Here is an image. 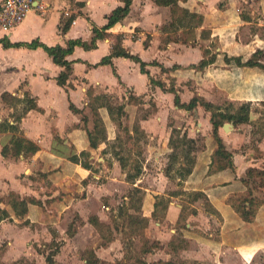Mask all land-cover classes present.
Instances as JSON below:
<instances>
[{
  "label": "rangeland",
  "instance_id": "1",
  "mask_svg": "<svg viewBox=\"0 0 264 264\" xmlns=\"http://www.w3.org/2000/svg\"><path fill=\"white\" fill-rule=\"evenodd\" d=\"M182 1L185 8L180 7L182 3L177 2L172 9L177 22H182L183 26L177 27L176 33L171 36L183 41L182 44L187 50L181 55L188 56L191 62L196 63L201 57L207 62L210 60L212 62L204 66L203 72L196 71V68L190 71L188 78L176 79L175 86L172 84L169 86L175 94V97L173 94L169 97L170 101L156 96L152 87L145 96H131L129 101L127 100L131 103L127 111L124 103L126 101L122 98L125 94L126 97L129 95L127 91H123L125 94L114 92L108 103L109 108H112V114L110 113L112 122L99 124L105 132L115 135L114 139L108 141L114 157L98 151L92 153V150L90 152L92 167L89 175L84 178V183L90 184L92 188L95 186V189L105 184L106 179L112 178L110 184L113 185H109L111 189L102 191L100 198L92 197L89 200L87 198L86 201L80 202V205L77 203L65 209L62 213L65 220H60L59 225L34 223L27 231H23L20 221L24 214H20L21 218L13 215L12 219L4 220L6 226H0V264H49L46 261L47 256L52 258L54 264H85V259L91 258L92 255L98 258V264H140L141 261L150 264H264V250L261 247H235L232 244L233 241L243 239L242 236L245 234L254 237L259 233L253 224L256 222L257 213H264V187L258 176L251 175L254 172H249L251 176L248 175L250 169L246 172L245 178L248 183L245 195H234L216 203L213 198H206L203 194L197 192L186 194L185 191H181L183 183L176 186L166 183L162 186L155 179L154 170L143 169L148 146L154 142L146 137L139 123L140 118L156 115L158 111L159 114H165L164 117H168L167 127L162 128L161 132L178 127L176 130L179 133L188 131L190 135H194L197 146L193 156H196V150H200L202 143L201 136L196 134L199 121L206 119L212 126L211 112L202 105L207 103L222 114H236L239 109L243 113L247 110L252 119L250 122L234 123L224 119L218 130L240 133L242 136L239 140L230 136V146L246 152L248 157L253 156L256 165L251 169L264 172V100L245 99L253 92L249 91L250 82L257 85L264 82V74L261 73V71L264 73V69L256 65L257 63L264 65V0ZM75 3L71 0V4ZM229 5L230 19L220 14L222 9ZM188 13L194 15L189 16ZM200 25L204 27L198 28ZM240 53L241 57L234 55ZM198 55L200 57H197ZM236 59H239L240 65L236 64ZM244 66L246 68L240 75L230 71L232 68ZM247 67H257V70H260L259 74H262L261 78L259 75L251 78L253 73L247 71ZM162 79V76L156 77V81L161 82ZM164 79L167 81L165 77ZM250 79L251 81L247 82ZM176 96L180 105L175 103ZM261 97L264 98L263 91ZM192 98L197 101L196 106L185 108L183 105L189 104ZM3 104L0 106V115L6 117L9 113L7 101ZM120 106L123 107L121 112L118 111ZM91 117L92 120L101 118L98 113ZM216 120H220V116H217ZM224 124H227L225 128ZM15 135L22 136L20 132H16ZM174 135L177 136L176 133ZM59 141L62 140L59 138ZM214 142L216 144L215 139ZM50 145L53 150L59 152V156H66L64 150L56 149L55 143ZM180 149L173 162L175 166L179 163L183 168H187L192 163L190 162L193 159L192 152L184 154ZM34 156L30 155L32 163L38 161ZM120 156L123 160L119 159ZM98 157L108 159L110 167L116 162L117 173L122 169L124 172L128 171L129 175L135 174L136 166L140 165L141 169L136 176L140 180L136 179L133 184L122 182V175L117 173L113 175L112 168L107 172L104 163L100 164L102 160L97 159ZM158 165L159 163L154 168L157 169ZM29 166L33 167L34 171L40 168V164L36 163ZM162 167L160 164L158 168ZM40 177L42 176L38 173V178ZM10 180L12 178L6 179L7 182ZM76 180L74 183L70 179L64 183L65 185L57 187L52 182L47 183L43 178L45 185L42 190L37 189L40 182H32V187L37 189L39 195L55 187L53 190L56 195L52 200L58 201L69 196L73 199L72 203H76L81 200L78 197L89 187L82 186L80 179ZM246 180L243 179V182ZM78 182L80 190L76 188ZM145 188L153 190V193L158 192L157 198H150ZM95 189H89L92 190L89 193L93 196ZM132 193L134 195L130 199ZM2 195L0 210L8 203L14 210L20 212L19 202L25 204L26 201L27 204L30 199L13 191L4 192ZM43 200L49 201L48 198ZM220 204H230L235 215L241 218L237 227L222 231L225 212L220 209ZM244 211H250L252 217L250 216L249 220L244 219ZM48 213L56 217L55 211ZM89 216L91 221L98 224L96 226L103 238L100 239L97 230L93 228L89 232L80 233L78 237L74 234L78 225L83 223L84 218L89 219ZM48 218L46 214V221ZM69 224L70 228L67 227ZM230 225L231 223H228L229 227ZM13 234L19 237L17 246L12 249L9 242L14 239Z\"/></svg>",
  "mask_w": 264,
  "mask_h": 264
},
{
  "label": "crops",
  "instance_id": "2",
  "mask_svg": "<svg viewBox=\"0 0 264 264\" xmlns=\"http://www.w3.org/2000/svg\"><path fill=\"white\" fill-rule=\"evenodd\" d=\"M177 2L182 3L180 7L185 8L182 0ZM122 5V0H84L83 7L71 4V0H37V6L28 12L17 27L9 32L0 30V106L4 105L1 100V94L4 92L19 97H23L24 93L28 92L35 98L36 108L29 110L21 118L18 126L22 137L31 140L38 147L36 152L27 155L20 154L16 157L11 154L2 155L1 149L9 142L13 133L9 131L0 132V197L3 196L4 192L13 191L24 195L25 198H30L29 200H33L27 202V209L24 213L17 212L13 209V206L6 203L0 210L1 227L6 226L4 220L12 219L13 215L21 218L23 214L24 216L20 221L22 222L20 226L23 231H27L28 227L33 226L34 223L59 225L60 220H65L62 215L65 209L77 203L80 205V202L86 201L87 198L88 200L92 197L100 198L102 191L111 189L109 185H113L110 184L112 178L106 179V183L99 185L96 189L95 186L92 188L90 184L86 185L84 178L89 175L92 167V154L90 153L92 150V153L98 151L103 155H112L113 153L108 141L114 139L115 135L111 132H105L106 137L99 140L96 148H92L90 147L88 131L94 132L95 120H92L91 116H95L96 112L100 114L102 123L112 122L110 121L112 112L110 114L106 106L114 92L125 94L123 91H127L129 95L126 97L125 94L122 98L126 101L124 102L125 109L128 111L131 103L127 100L131 96H145L153 87L152 91L156 96L170 101L169 97L172 94L175 97V94L169 90V86L171 84L175 86L176 79L188 78L190 71L196 70V68V71H204L205 65L203 68L199 66V62L204 59L201 57L198 62H191L188 56L181 55L183 51L187 50V47L183 45V41L171 36L176 33L177 27L181 28L183 26L182 22H177L172 5H161L156 0H132L128 14L106 30L107 34L123 35L122 46L146 64L145 70L148 74L141 71L139 63L121 56L113 57L111 59L112 64H99L102 58L108 56L111 52L112 39L106 36L96 39L93 47L85 48L82 45L73 47L72 52L64 57V59L71 62V73L63 84H59L56 78L63 71V66L54 62L52 56L44 51L42 47L31 48L24 45L35 40L48 47L61 46L65 48L70 40H81L90 45L95 34L93 26L97 28L105 26L111 11ZM229 6L220 12L222 16L225 15L228 19L231 18L229 13L231 6ZM78 11L81 12V15L75 17L65 32L60 31L62 16L67 17ZM199 11L202 13L201 10ZM237 17L239 18V16ZM203 27L204 25H200L198 28ZM179 30L181 31V29ZM220 40L223 41V38ZM16 43L22 45L16 46ZM234 55L241 57L242 54ZM197 57H200V55ZM211 62V60L208 61V63ZM244 68L246 67L232 68L230 71L233 74L240 75L243 73ZM247 71L253 73L251 78L257 75L261 78L264 74L262 71V74H259L260 70H257V67H247ZM158 75L163 78L161 82L164 84L163 88L165 90L158 85L150 84L149 78L156 80ZM171 78H173L172 81ZM250 81L251 79L247 82ZM251 90L253 92L245 99L248 101L264 100L261 97L262 91L264 92V82L258 85L250 82L249 91ZM96 102L102 103L99 105ZM71 106L79 112L72 110ZM96 106L100 107H97L95 111L92 110V107L96 108ZM7 109L9 110L8 115L6 117L0 115V122L8 118L9 122L13 123L10 117L11 109L9 107ZM103 115L106 117L104 118ZM164 116L165 114H159L158 111L156 115H148L139 120L146 137L154 142L148 146V155L145 158L146 164L143 163V169L154 170L153 175H156L155 179H157L158 184L165 186L166 183H172L176 186L183 183L181 191H185L186 194L193 192L203 194L206 198H213L216 203H220L223 199L234 195L246 194L247 182L244 183L243 179L246 180V172L256 165L254 158L253 156L248 157L246 152L229 144L231 135L235 140L241 139L242 135L234 131L229 133L218 130L217 134L225 149L231 153L232 166L216 167L213 159L217 145L214 144L212 126L206 119L202 118L196 128L198 132L196 134L201 136V148L196 150V156H193L195 152H192L194 162L190 173L183 177L175 173V170L182 167L178 163L176 166L173 164L170 175H166L165 168L168 165L170 166L169 155L172 152V147L169 144L172 128L164 133L161 132L162 128L167 127L168 117ZM251 120L249 115L248 122ZM193 129L191 130L193 131ZM186 133H188L189 138L194 139V135H190L188 131ZM59 138L62 141H59ZM54 143L56 149H59V151L64 150L63 153L66 156H59V152L52 149L53 147L50 144ZM81 152H87L88 155L80 157ZM31 154L35 155L34 159L38 160L33 163L40 164V168L35 170L36 172L33 167L29 166L33 164ZM73 155L79 156L78 162H73L70 159ZM97 159L102 160L100 164L104 163L103 166L107 172L109 168H112L113 175L117 173L116 162L110 167L111 164H108V159L104 157H98ZM82 162L87 165L84 166ZM158 163L163 167L158 168V165L155 169L154 166ZM136 168L140 171L141 166L138 165ZM127 172L121 169V172L117 173L122 175V182L129 183L131 181L130 184H133L136 179L137 181L140 180L139 177H135L134 181H129ZM38 173L42 176L40 179ZM93 177H96V175H93ZM5 178H12V180L7 182ZM43 178L47 180V183L52 182L57 187L65 185L64 183L70 179L74 183L77 182L76 179H80L82 186L89 187H85L86 190L83 188L85 193L78 197L81 200L76 203H72L73 199L69 196L66 199L64 197L62 200L55 201L52 200V197L56 195L53 190L55 187L48 189L45 194L39 195L37 189L42 190L45 185ZM32 182H40L39 187L37 189L32 187ZM76 188L77 190L81 189L79 188V182ZM89 189H95L94 196L89 193V191H92ZM145 190H147L150 198H155L156 193H158H153V190L147 188ZM44 198H48L49 201L43 200ZM219 206L225 212V215L223 214L222 231L226 228L237 227L241 218L235 215L236 213L230 204H220ZM47 208L50 209L47 210ZM52 211L56 212V217L48 213ZM81 212L80 210L79 216H81ZM46 214L49 217L48 222L46 221ZM167 214L171 213L167 212ZM90 217L89 219H83V223L78 225L74 234L78 237L80 233L89 232L93 228L97 230L100 239L103 238L100 229L98 230L96 226L98 224L91 221ZM255 218L256 222L253 225L257 227L259 233L254 237L245 234L242 236L243 239L233 241V246L261 247L264 250V213L258 212ZM228 223H231L230 227ZM67 227L70 228V224ZM13 237L14 239L9 242L12 249L16 245L19 235L13 234Z\"/></svg>",
  "mask_w": 264,
  "mask_h": 264
},
{
  "label": "trees",
  "instance_id": "3",
  "mask_svg": "<svg viewBox=\"0 0 264 264\" xmlns=\"http://www.w3.org/2000/svg\"><path fill=\"white\" fill-rule=\"evenodd\" d=\"M131 1L132 0H122L123 5L118 6L111 11L109 16L107 17V23L105 24V26H103L101 28H97L96 26H93V32L95 34H94V38L92 39V43L90 45L82 42L81 40H70L68 42L67 47H65V48L61 47V46L48 47L42 43H39L36 40L32 41L31 43H26L24 45L31 47V48L42 47L44 51H46L50 56H52L54 62H56L60 66H63V71H61L60 74L56 78V80L59 84H63L66 81V79L68 78L69 74L71 73V62L64 59V57L67 54H70L72 52L73 47L75 45H82L85 48L93 47L95 45L94 41L96 39L103 38L106 36H108L112 39L111 52L108 56L102 58V60L99 62V64H112L111 59L113 57L121 56V57L129 58V59L139 63L141 71L148 74V72L145 70L146 64L144 62H142L140 60V58H138V56L130 54L122 46L123 35L122 34H107V32H106L107 29H109L116 22L122 20L128 14ZM177 1L178 0H156V2L158 4L172 5V7L174 5H176ZM75 4L77 7H83L84 6V0L77 1ZM78 15H81L80 11H78L77 13H72V14L68 15L67 17L62 16L61 21H60V27H59L60 31L65 32L69 28V26L71 25V23L75 19V17ZM188 15L191 16L194 14L188 13ZM15 45L19 46L22 44L16 43ZM200 63L201 64L199 66L203 67L208 62H207V60H202ZM236 64L240 65L239 59H236ZM256 65H258L259 67L264 69V65H262L260 63H257ZM149 80H150V84L158 85L162 89H164L163 88L164 84L162 82L156 81L153 78H149ZM169 90L173 92L172 88H169ZM1 100H2V102L7 101L8 107L11 109L10 117L12 118V122H13V123H10L8 118H5L2 120V122H0V132L9 131V132L13 133L9 143L5 144L2 147V149H1L2 155L11 154V155L16 157L20 154L27 155V154L36 152L38 150V147L34 142H32L31 140H28L22 136L18 137L15 135L16 132L20 131L18 123L20 122L21 118L29 110L36 108L35 98L32 97L28 92H25L23 97H19L16 95H12L11 93L4 92L1 94ZM96 103H99V105H100V103H102V102H96ZM175 103L180 105L177 96L175 98ZM196 104H197V101L195 100V98H192V100L189 102V104H186L183 106L185 108L190 109L191 107H195ZM102 105L104 106V104H102ZM202 105L204 107H206L207 111L211 112V123L213 126L212 133H213L214 139H215L216 144H217V148H216V151L214 153L213 161L215 162L216 167H230V166H232L231 153L225 149L221 139L219 138V136L217 134L218 128L222 124V120H224V119L225 120H231L234 123L248 122L249 121V114H248L247 110L242 113L240 109L236 114L235 113L234 114H228V113L222 114V113L217 112L215 110V108H213L210 104L202 103ZM97 107H100V106H96V108L92 107V110L95 111V109H97ZM106 107H107V110L111 113L112 108H109L108 105ZM71 108H72V110L79 112V110L75 109V107L71 106ZM122 108L123 107L120 106L118 108V111L121 112ZM96 114H97V112H96ZM217 116H220V120H216ZM94 123H95L94 132L88 131L90 147H92V148H96L99 140H102L106 137L105 130L101 127V125H99V124H102L101 118H98V120H95ZM174 133H176L177 136H175ZM174 137H176V138H174ZM169 144L172 147V152L169 155L170 166L168 165L165 168L166 175H170L171 168H172L173 164H175L173 162V159L175 158V156L177 157V153H178L180 148H181L180 151L184 154H189L190 152H193L194 149L196 148L195 140L192 138H189L187 136L186 132L179 133V131H177L176 128H172V130H171ZM184 148H185V150H184ZM115 154H117V153H115ZM87 155H88L87 152H81L79 156L85 157ZM79 156L73 155L70 157V159L73 162H78ZM186 157H188V156L186 155ZM119 159L123 160L122 157H119ZM190 162H192V163L189 167L183 168V166H182L181 169L175 170V173L180 174L182 177L187 175L188 173H190L194 159H192ZM82 164L84 166L87 165L83 162H82ZM136 171L137 172L135 174H130V175H129V173L127 174V178L129 181L133 180L137 176L139 169L136 168ZM249 172H251V173L254 172L251 175L255 174L256 176H258L260 178V181H262V183L260 182L262 187H264V172L261 170H257V169H250L248 171L249 176H251L249 174ZM245 182L248 183L247 180ZM133 195H134V193H132V195L129 196V197H131L130 199L133 198ZM155 197H157V196H155ZM241 200H244V199H241ZM31 201H33V200H28V203ZM252 203H253L252 200H250V204H252ZM19 204H21V207H20L21 213H24L27 209L26 201H25L26 205L22 201L19 202ZM155 204H156V202L154 203V206H155ZM241 209H243V208H241ZM250 211H251V207H250ZM250 211H244L243 212L244 219H248L251 216ZM46 261L49 264H54L51 257L47 256ZM98 262H99L98 258H96L94 255H92L91 258L85 259V264H98ZM140 264H150V263H146L145 261H141ZM151 264H154V263H151Z\"/></svg>",
  "mask_w": 264,
  "mask_h": 264
},
{
  "label": "built area",
  "instance_id": "4",
  "mask_svg": "<svg viewBox=\"0 0 264 264\" xmlns=\"http://www.w3.org/2000/svg\"><path fill=\"white\" fill-rule=\"evenodd\" d=\"M36 6L37 0H2L0 2V30L9 32L14 29Z\"/></svg>",
  "mask_w": 264,
  "mask_h": 264
},
{
  "label": "water",
  "instance_id": "5",
  "mask_svg": "<svg viewBox=\"0 0 264 264\" xmlns=\"http://www.w3.org/2000/svg\"><path fill=\"white\" fill-rule=\"evenodd\" d=\"M227 126V124H224L223 127L225 128Z\"/></svg>",
  "mask_w": 264,
  "mask_h": 264
}]
</instances>
